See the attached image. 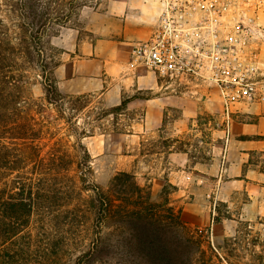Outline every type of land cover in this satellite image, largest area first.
<instances>
[{"label":"rangeland","instance_id":"obj_1","mask_svg":"<svg viewBox=\"0 0 264 264\" xmlns=\"http://www.w3.org/2000/svg\"><path fill=\"white\" fill-rule=\"evenodd\" d=\"M112 1L86 0L87 7L76 11L78 16L75 15L71 23L64 28L56 27V35L49 36L53 47L49 54L56 62H67L82 55L80 47L83 43L89 53L84 55L86 59L81 63L84 71L81 77L60 81V84L56 77L58 90L63 96L59 106L46 101L38 71L29 73L24 108L29 109L36 119V142L41 146V157L48 159L51 152L59 148L67 152L73 163L66 175L72 176L79 187H82L80 164L85 160V152L90 156L87 162L91 167V171H85L87 181L103 190L108 189L112 178L119 172L135 175L141 185L152 186L156 195L166 187L171 204L181 210L189 229L205 242L220 247L225 263L264 264V216L242 185L235 182L240 178L234 169L222 171L226 138L214 135L215 130L224 129L231 121L255 123L258 116L240 112L238 108L242 109V105H234L228 115L217 91L210 87L194 98L169 96L156 88L143 94L123 95L117 104L113 103V98L106 99L104 94L112 87V80L110 76L108 80L104 79L107 74L96 78L98 66L89 61L95 55H91L88 45L101 46L99 62L111 59L109 41L118 42L121 53L118 60L124 57L121 17L112 14ZM239 7L245 10L248 18H252L251 50L264 79V0H239ZM0 13L15 30L9 14ZM138 41L141 40L131 44L129 57ZM129 62L133 71L141 69L132 65L130 58ZM260 87L263 93L255 103L264 105V82ZM152 96L169 98L175 105L165 106L158 131L149 130L144 138H140L142 127L138 124L144 113V102L139 99ZM122 103L121 109H116ZM185 107L190 110L186 115ZM1 142L8 143L9 140L1 139ZM170 149L186 153L188 161L175 158L170 162ZM252 163L264 169V153L254 154ZM226 165L230 164L226 162ZM182 167L190 174H184L189 177L180 188L174 184L178 175L171 172ZM39 169L45 170L47 166ZM90 194L84 192L83 196ZM77 206L79 221L75 224H69L72 214L67 208L72 206L56 211L57 217L52 221L54 214H39L33 218L28 232L38 254L42 253L38 248L48 242L60 243L62 264H75L87 252L89 239L96 229L91 226L92 219L85 222L82 215L86 205L79 202ZM65 216L68 217L65 219ZM258 254L262 263L256 261Z\"/></svg>","mask_w":264,"mask_h":264},{"label":"trees","instance_id":"obj_2","mask_svg":"<svg viewBox=\"0 0 264 264\" xmlns=\"http://www.w3.org/2000/svg\"><path fill=\"white\" fill-rule=\"evenodd\" d=\"M85 7L86 0H0V12L9 14L16 28L0 13V264H62L60 243L48 242L38 254L28 229L35 216L54 214L52 221L56 211L70 206L69 224H75L79 202L86 205L85 222L92 219L96 230L75 264H230L220 247L189 229L166 187L156 195L135 175L119 172L103 190L87 181V152L79 187L66 175L73 163L67 152L59 148L48 159L41 157L36 119L24 108L29 73L38 71L46 101L59 106L63 96L55 70L60 62L49 54L53 47L48 38ZM84 192L91 194L84 197ZM255 258L262 263L259 254Z\"/></svg>","mask_w":264,"mask_h":264},{"label":"built area","instance_id":"obj_3","mask_svg":"<svg viewBox=\"0 0 264 264\" xmlns=\"http://www.w3.org/2000/svg\"><path fill=\"white\" fill-rule=\"evenodd\" d=\"M151 35L138 41L131 64L156 78L159 92L194 98L214 88L229 115L261 95L258 62L252 55V18L239 0H158Z\"/></svg>","mask_w":264,"mask_h":264},{"label":"crops","instance_id":"obj_4","mask_svg":"<svg viewBox=\"0 0 264 264\" xmlns=\"http://www.w3.org/2000/svg\"><path fill=\"white\" fill-rule=\"evenodd\" d=\"M158 0H113L111 4V12L113 15L120 16L122 22V38L121 44L125 47L124 57L120 58L121 53L118 50V42L109 41L111 48V59L100 61L99 57L101 46L99 44L90 47V53L94 58H90V62L96 63L98 76L108 75L104 79L108 80L111 77V86L105 92L106 99H112L113 103H120L123 95L133 93L143 94L145 91H153L156 89V78L154 75L145 69L141 68L138 71H133L129 62L130 46L134 41L147 38L156 25L158 17ZM86 43L80 47L82 55H76L70 58V61L62 62L55 70L56 77L60 81L71 78L81 77L84 71L82 70V62L86 59L84 55L87 53ZM114 59V60H113ZM99 73V74H98ZM119 78V79H118ZM81 79V78H80ZM99 79L95 81L98 82ZM102 82L103 79H100ZM116 80V81H115ZM155 94V91L152 92ZM144 102V113L141 123L142 127L138 137H145L144 135L149 131H158L162 126L163 114L165 106L175 105L173 100L169 98H160L152 96L149 99H139ZM141 101V102H142ZM242 109L238 108L240 112L247 115L258 116L255 123L252 122H234L231 121L224 129L214 131V135L220 139L226 138L224 154L222 158V171H227L233 168L236 175L240 179H236L242 185V189L248 193V197L259 208V213L264 216V169H261L256 163H252V156L254 154L264 153V140L252 139L254 136H264V105L260 103H253L249 105H242ZM184 114L190 113L188 107L183 108ZM188 112V113H187ZM191 115V114H189ZM143 133V134H142ZM241 136H248L243 138ZM170 162L173 159H180L188 161L187 154L184 152H177L173 149L169 151ZM229 163L230 165H226ZM172 174L178 175V180L174 184L179 186L185 183V179L190 174L186 168L174 169ZM178 170V171H177ZM172 182V181H171ZM181 188V187H180Z\"/></svg>","mask_w":264,"mask_h":264}]
</instances>
